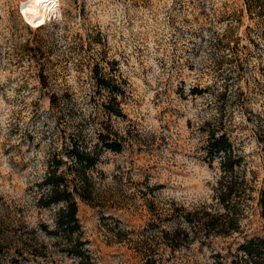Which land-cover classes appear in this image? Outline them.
I'll use <instances>...</instances> for the list:
<instances>
[{
    "label": "rangeland",
    "instance_id": "374dc122",
    "mask_svg": "<svg viewBox=\"0 0 264 264\" xmlns=\"http://www.w3.org/2000/svg\"><path fill=\"white\" fill-rule=\"evenodd\" d=\"M24 1L0 0V213L20 206L30 227L54 229L57 207L36 208L28 187L62 127L81 128L92 143L106 121L123 136V149L100 155L89 170L93 200L77 202L81 238L96 264H229L241 243L264 238L256 199L239 234L177 248L160 238L174 207L215 202L220 164L205 158L212 126L221 125L237 148L254 197L262 184L264 20L250 18L244 0H58L57 16L38 28L20 15ZM240 10L237 43L214 47L224 14ZM97 71L121 86L124 117L102 109L89 115L102 99ZM53 95L71 102L60 118ZM37 236L46 258L20 256L10 235L0 264L76 262L55 236Z\"/></svg>",
    "mask_w": 264,
    "mask_h": 264
},
{
    "label": "trees",
    "instance_id": "16d2710c",
    "mask_svg": "<svg viewBox=\"0 0 264 264\" xmlns=\"http://www.w3.org/2000/svg\"><path fill=\"white\" fill-rule=\"evenodd\" d=\"M244 10L249 17H258L264 20V0H244ZM242 11L225 13L226 24L221 37L216 38L215 47L232 49L230 43L236 44L237 29L241 23ZM96 83L95 93H100L102 99L96 101L95 111L91 117H96L98 109L108 117H124L117 96L122 94L121 86L106 78L98 71L94 75ZM43 83V82H42ZM101 91L104 93H101ZM190 94L203 92L196 88L189 90ZM68 93H64L65 99ZM52 109L60 112L63 106L60 97L53 95ZM69 111L73 110L68 106ZM63 114V113H62ZM96 119V118H94ZM95 141L87 142L81 128L66 131L62 127L57 138L59 144L45 157L44 170L28 187L34 197V206L37 208L57 209L54 215V229H49L47 224L38 223V230L29 226L25 216L21 214V207H15L13 212L3 209L0 213V246L8 244V238L13 235L17 243L16 253L25 258L36 260L46 258V245L37 236L40 230L45 235L55 236V242L62 245L61 250L68 257L76 260L73 264H96L90 248L81 238V228L78 219L77 202H92L93 181L89 177V170L97 164L104 151L113 153L123 149L124 138L117 131L112 130L106 121H100ZM205 139V158L208 162L218 159L220 174L214 188L213 204H199L191 208L183 205L174 207L165 217L172 220L171 227L162 228L161 240L171 248L181 247L197 239L204 241L214 236L230 237L241 233L242 220L246 217L251 207V201L256 199L260 217L264 219V178L257 196H253L254 189L246 179V175L238 169L241 166V156L237 148L230 141L228 133L223 127L212 126ZM264 158V157H263ZM264 161V160H263ZM238 253L234 254L229 264H264V238H250L241 243ZM39 261L37 264H39ZM150 262V261H149ZM23 262L21 264H28ZM155 264V259L152 260ZM216 264H222L218 260Z\"/></svg>",
    "mask_w": 264,
    "mask_h": 264
},
{
    "label": "bare ground",
    "instance_id": "6f19581e",
    "mask_svg": "<svg viewBox=\"0 0 264 264\" xmlns=\"http://www.w3.org/2000/svg\"><path fill=\"white\" fill-rule=\"evenodd\" d=\"M57 2L58 0H26L21 4L20 15L31 28L41 27L57 16Z\"/></svg>",
    "mask_w": 264,
    "mask_h": 264
}]
</instances>
